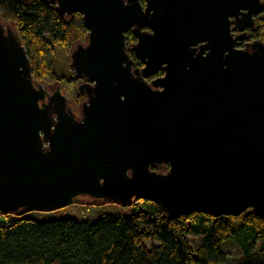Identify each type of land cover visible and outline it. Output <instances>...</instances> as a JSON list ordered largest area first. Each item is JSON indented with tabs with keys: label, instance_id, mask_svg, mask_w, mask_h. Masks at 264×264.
I'll use <instances>...</instances> for the list:
<instances>
[{
	"label": "water",
	"instance_id": "water-1",
	"mask_svg": "<svg viewBox=\"0 0 264 264\" xmlns=\"http://www.w3.org/2000/svg\"><path fill=\"white\" fill-rule=\"evenodd\" d=\"M47 1L82 15L70 66L86 100L77 115L59 87L49 94L0 22V215L89 196L148 199L168 218L264 217V41L238 47L232 32L264 1Z\"/></svg>",
	"mask_w": 264,
	"mask_h": 264
},
{
	"label": "trees",
	"instance_id": "trees-1",
	"mask_svg": "<svg viewBox=\"0 0 264 264\" xmlns=\"http://www.w3.org/2000/svg\"><path fill=\"white\" fill-rule=\"evenodd\" d=\"M0 20L17 29L37 81L57 82L75 99L83 95L78 87L84 81L72 68L59 78L51 68L56 45L68 53L73 42L86 41L81 13L61 14L47 0H0ZM247 36L264 41V19ZM135 41L128 31L127 46ZM130 206L128 215L103 214L94 222L14 214L0 224V264H264V217L250 209L239 216L193 211L168 218L148 199Z\"/></svg>",
	"mask_w": 264,
	"mask_h": 264
},
{
	"label": "rangeland",
	"instance_id": "rangeland-1",
	"mask_svg": "<svg viewBox=\"0 0 264 264\" xmlns=\"http://www.w3.org/2000/svg\"><path fill=\"white\" fill-rule=\"evenodd\" d=\"M264 17V16H263ZM0 22H3L0 20ZM10 22H3V24H8ZM11 24V23H10ZM85 43V41H76L71 44V47L66 53L61 46L56 45L52 54V70L55 72L57 78L59 74L66 71L68 66L71 69V53L76 47V43ZM238 47H241L239 44ZM84 81V80H82ZM85 82V81H84ZM57 82L50 84L43 83L46 91L49 94H52L55 91V86ZM62 91V90H61ZM63 92V91H62ZM68 99V106L74 110V112L79 115V106L82 102L86 100L85 96L82 95L80 98L75 99L65 94ZM165 165L158 167V170L165 172ZM144 198L135 199L132 203L140 201ZM132 206L130 205H121L114 202L103 201L102 199H95L89 196H80L70 205L62 207L56 210L49 211H29L21 214L20 216H27L37 221L53 220V219H74L78 221H87L94 222L98 217L103 214H113V215H128L132 212ZM17 215L14 214H5L0 215V224H5L13 221ZM147 246H150V242L146 243ZM230 249H234L231 248Z\"/></svg>",
	"mask_w": 264,
	"mask_h": 264
},
{
	"label": "flooded vegetation",
	"instance_id": "flooded-vegetation-1",
	"mask_svg": "<svg viewBox=\"0 0 264 264\" xmlns=\"http://www.w3.org/2000/svg\"><path fill=\"white\" fill-rule=\"evenodd\" d=\"M261 1H264V0H261ZM264 11H262V12H259L258 14H256L255 16H254V19H253V24L251 25V26H249V27H246V26H242V24H240L239 26H237L236 28H234V29H232V32H233V34L235 35V36H238L239 38V44H241V47H244L247 43H250V42H252V41H254V40H260V41H263V40H261V39H253V40H249L248 39V36H247V33H248V30L249 29H254L256 26H258V21L260 20V19H264ZM241 22H243V21H241ZM232 27H234L233 25H232ZM130 31V30H129ZM132 33V32H131ZM127 34V33H126ZM133 34V33H132ZM134 35V34H133ZM136 39V38H135ZM77 45V44H76ZM133 45V44H132ZM128 47V49H129V46H127ZM129 52H131L130 51V49H129ZM131 56L132 57H134L132 54H131ZM141 68V67H140ZM160 75H162V74H160ZM160 75H157V76H160ZM151 78H154V77H151ZM151 78H149L148 80H151ZM57 87H59V86H55V89L57 88ZM60 88V87H59ZM61 89V88H60Z\"/></svg>",
	"mask_w": 264,
	"mask_h": 264
}]
</instances>
